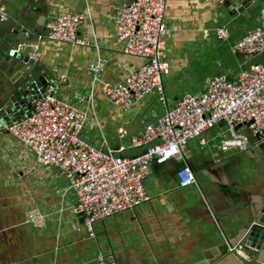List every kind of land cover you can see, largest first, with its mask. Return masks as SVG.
I'll return each mask as SVG.
<instances>
[{
  "label": "crops",
  "instance_id": "1",
  "mask_svg": "<svg viewBox=\"0 0 264 264\" xmlns=\"http://www.w3.org/2000/svg\"><path fill=\"white\" fill-rule=\"evenodd\" d=\"M1 1L7 19L0 24V67L8 45L6 58L11 49L32 58L41 82L65 77L56 97L86 113L80 137L102 150L124 147L119 155L140 153L128 148L130 139L155 123L166 106L150 94L122 111L102 92L103 84L123 82L144 63L124 54L116 39L114 21L129 0ZM229 1L167 0L162 37L170 65L163 78L168 108L186 94L204 92L208 77L234 80L245 68V57L231 47L259 24L264 2L232 14ZM63 13L84 16L77 31L84 46L47 38L48 16ZM219 27L229 31L227 41L216 37ZM259 59L264 62V54ZM98 60L102 67L94 78L90 65ZM203 138L204 146L196 139L188 143L185 160L152 164L143 182L148 201L94 223L91 237L74 211L67 178L55 167L39 165L21 141L0 131V264H96L99 254L115 264H240L228 245L236 243V228L247 224L264 190V151L244 156L220 149L230 138L223 124ZM184 163L195 183L181 188L176 173ZM34 209L44 215L41 228L25 223Z\"/></svg>",
  "mask_w": 264,
  "mask_h": 264
},
{
  "label": "built area",
  "instance_id": "2",
  "mask_svg": "<svg viewBox=\"0 0 264 264\" xmlns=\"http://www.w3.org/2000/svg\"><path fill=\"white\" fill-rule=\"evenodd\" d=\"M167 0H129L115 18L116 39L123 43V53L138 57L144 63L119 84L102 85L105 98L122 111H128L144 97L155 94L166 106L155 123L146 124L143 130L129 141V149H140L133 156L117 154L124 150L98 149L80 137L87 115L56 97L65 77L48 81L42 98L35 100L28 115L18 121L2 123L0 131L17 138L34 153L36 162L52 166L68 180V188L75 196L74 211L89 236H93L94 223L122 211L132 210L148 201L143 182L151 165H162L169 160H185L186 147L191 140L206 145L204 133L217 125H225L230 138L220 142V149L246 152L252 147L251 136L259 135L257 143L264 142V5L260 9L259 24L246 30L232 45L234 54L246 59L244 69L234 80L225 75L208 77L204 92L186 94L168 108L163 78L170 65L165 55L164 16ZM7 19L0 0V24ZM84 16L80 13H63L48 16L45 27L51 41L70 45L86 44L77 36ZM221 41L230 38L224 27L214 30ZM17 49L7 55L13 57ZM254 59H259L254 61ZM101 61L90 65L96 78ZM1 111V110H0ZM120 137L123 131L120 130ZM178 186L195 183V175L187 163L176 173ZM25 223L35 228L44 225V215L30 210ZM242 247H231L230 253L240 254ZM96 264H115L109 256L99 254Z\"/></svg>",
  "mask_w": 264,
  "mask_h": 264
},
{
  "label": "water",
  "instance_id": "3",
  "mask_svg": "<svg viewBox=\"0 0 264 264\" xmlns=\"http://www.w3.org/2000/svg\"><path fill=\"white\" fill-rule=\"evenodd\" d=\"M264 0H230L233 6L232 14L241 13L250 7L257 6ZM261 9V8H260ZM8 45L4 51V61L0 67V121L9 123V116L14 121L26 116L35 100L42 98V93L47 83L41 82L36 74V64L29 56H22L17 53L15 56L6 58ZM6 81V82H4ZM4 82V83H3ZM9 83V84H8ZM252 147L249 154H256L264 151V142L257 143L259 135L251 136ZM246 154L244 156H248ZM259 199L253 203L251 217L247 224L240 225L235 230L238 239L235 244L228 247L240 245V254L232 252L240 264H264V190L258 194ZM227 247V248H228ZM206 264V263H198Z\"/></svg>",
  "mask_w": 264,
  "mask_h": 264
}]
</instances>
